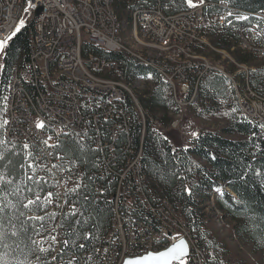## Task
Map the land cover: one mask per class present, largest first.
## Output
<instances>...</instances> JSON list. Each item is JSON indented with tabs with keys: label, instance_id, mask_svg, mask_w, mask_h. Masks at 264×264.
I'll use <instances>...</instances> for the list:
<instances>
[{
	"label": "trees",
	"instance_id": "16d2710c",
	"mask_svg": "<svg viewBox=\"0 0 264 264\" xmlns=\"http://www.w3.org/2000/svg\"><path fill=\"white\" fill-rule=\"evenodd\" d=\"M203 2L207 4L205 12L211 15L233 13L223 25L209 31L214 49L229 52L236 45L235 42L239 41L241 45L238 31L244 27L255 25L264 37V0ZM113 6L122 30L131 25L132 13L139 9L159 7L166 15L190 9L186 0H114ZM236 15H246L249 19L236 20ZM32 34V25L22 28L8 42L5 55L1 58L0 177L3 179L0 180V205H9L4 213L6 239L3 242L9 247L5 248L0 244V257L6 259L8 264H90L91 254L114 218L115 183L95 175L100 152L93 147L95 132L89 116L85 117L86 129L69 133L67 139L60 141L54 151V156L60 158L62 170L76 183L72 189L79 185L76 191L70 190L67 193L66 202L70 205V210L60 217L48 212V203L43 207L34 205L31 209L23 208L27 199H35L36 193L45 197L53 189L52 184L38 178L39 167L31 152L29 157V151L24 147L12 146L3 141L6 86L13 66H22L28 62ZM256 41L261 46L264 45L258 36ZM205 47L208 46H199L202 49ZM199 50L201 49L195 48L190 52L201 55ZM81 55L83 58L93 56L116 63L121 76L120 80L113 79L125 85L131 86L132 81L149 77L151 80L147 84L151 86L150 90L136 92V96L146 114L160 121L163 127L173 120V115L180 112L178 106L177 110L174 108L178 101L175 88L164 83L149 66L125 53L104 52L86 41L82 43ZM196 62L198 61L192 63ZM237 62L247 65L251 61L246 55L238 58ZM225 73V76L215 73L193 79L196 85L201 79L204 80L198 86L200 112L196 110L197 105H190L187 110L191 125L199 131L188 145L174 144L170 136L161 133L160 128L152 130L150 126H141L132 96L119 87V90L128 93L133 102L128 98L122 107L127 119H130L129 136L132 146L129 150L132 154H129L130 151L123 152L128 143L127 136L124 132L119 134L117 141L113 143L114 156L117 158L113 171H118L127 156L136 158L137 152L142 148L140 163L143 187L145 177L147 179L146 194L151 195L153 203L157 204L156 201L165 199L162 202H169L171 207L178 210L185 227L187 225L189 228L188 236L196 240L199 247L201 245L208 251L210 264H264V127L249 120L238 109L234 91L229 89L227 81L228 79L232 84L228 78L230 74L227 71ZM230 76L233 78V75ZM249 83L255 92L264 95V70L258 68L250 72ZM23 87L32 100L39 95L34 84H23ZM136 96L134 98L137 101ZM101 101H109V93ZM111 125L110 122L100 121V134L106 142H110ZM104 154L107 158L110 157L107 148ZM114 162L115 160L112 164ZM30 163L33 168L28 167ZM78 169L82 172L80 178L76 177ZM29 175L33 176V180L27 179ZM36 180L42 182L36 183ZM29 188L32 189L31 192L28 191ZM216 189L221 190L220 197L217 196L220 191ZM212 194L217 196L214 198L216 209L232 223L233 233L253 261L240 253L237 247L218 239L212 217L207 212ZM73 207L78 210L76 216L70 215ZM21 212L24 213L23 216L20 215ZM31 216H43L44 220L28 219ZM56 226L61 228L64 236L58 252L52 254L51 249L40 252L39 247L44 246L47 241L43 240L39 245L32 244V241L44 239L47 231L55 230ZM24 228L28 231H23ZM12 231H16L17 236H12ZM36 231L40 234L36 235ZM81 244L86 247L80 248Z\"/></svg>",
	"mask_w": 264,
	"mask_h": 264
},
{
	"label": "built area",
	"instance_id": "2783aa9c",
	"mask_svg": "<svg viewBox=\"0 0 264 264\" xmlns=\"http://www.w3.org/2000/svg\"><path fill=\"white\" fill-rule=\"evenodd\" d=\"M206 6L204 4L173 15H166L159 7L139 9V16L142 17L148 36L163 42H173L180 47V54L155 64H160V69L173 79V87L181 104V115L188 106L184 103V88L189 87V82L191 84L195 77L222 73L215 66L203 63L185 64L183 60L185 51L199 46L210 47L207 43L209 31L223 25L230 17L227 14L211 15L205 12ZM26 7L28 0H7V3H0V39L14 30L20 19L25 21V26L32 25L33 54L24 68L25 71L33 69V77L30 78L37 83L39 108L48 111L53 120L62 121L63 125H72L76 133L86 129L85 117L89 116L95 132L93 147L100 152L95 175L115 183L113 210H116V222L111 231L102 234L91 254L90 264H124L127 259L163 250L168 245L158 243L159 234L175 232V242L189 228L187 225L186 228H178V224L170 220L169 225H162V218H168V206H162V200L156 201L157 204L153 203L146 194L142 165L138 157L131 159L127 156L118 171H113L117 162L113 143L117 141L119 134L124 132L127 136L128 143L123 152L130 151L127 149L131 144L130 119H127L122 107L131 97L119 90V86H110L109 78L102 75L103 71H111L120 80L121 72L116 63L93 56L83 58L81 55L84 41L99 49L118 48V53H123L117 43L118 27H112L107 19L108 7H105L104 0H32V7L27 12ZM238 36L242 38L244 49L264 54V45L261 46L256 41L258 36L264 43V37L257 26L240 29ZM187 70H194V77H187ZM15 71L16 65L12 68L4 95L3 119L8 123L4 124L3 141L12 146L29 145L27 150L33 154L39 167L38 178L52 184L53 189L49 192L53 195L48 203V212L60 217L70 210L66 195L74 186L68 173L62 170L60 158L54 156V151L57 144L67 138L62 136V140H55L52 134L28 124L23 115L20 89L15 85ZM144 80L149 82L151 79ZM94 93H109V101L94 100ZM239 110L258 125L264 122L262 104L241 102ZM141 117V126H147L148 123L152 130L160 128L152 119ZM100 121L112 124L110 142L104 141L100 134ZM45 140L54 147L46 145ZM105 148L110 154L108 158L104 154ZM81 176L82 172L78 169L76 177ZM55 241L58 252L60 244L64 242L62 230L58 226L55 228ZM202 250H193V256H187L185 264H209L206 261L207 253Z\"/></svg>",
	"mask_w": 264,
	"mask_h": 264
},
{
	"label": "rangeland",
	"instance_id": "374dc122",
	"mask_svg": "<svg viewBox=\"0 0 264 264\" xmlns=\"http://www.w3.org/2000/svg\"><path fill=\"white\" fill-rule=\"evenodd\" d=\"M193 3L196 6L190 7L188 5L190 7V9L196 8L198 6H203L205 4L204 2L201 3L200 0H193ZM228 13H225V14L228 15ZM120 34H121V39L123 41L122 42L123 47L131 50L136 56L146 58L150 61H152L151 59L154 58L155 60H159L161 62V61H164L166 59H171L172 57H175L176 54H180V47H177V44L168 43V42H160L159 40L155 41V40H151L150 38H142L140 35L134 34V31H133V28L131 27V25L128 26L127 28H124ZM209 37L210 36L208 35L207 43L210 47L209 48L205 47V49L198 48V49H201V50H199L200 54H201L200 57L205 58V60H201V61L203 62V64H208L209 66H215L216 68H218L224 72L229 71L231 73V75H233V79L235 81L236 89L233 86V84H230L229 82H228V84H229V89H232L234 91L237 107H238V97H240L241 99H247V102L249 103L252 101L251 93H253L256 96L258 95L257 97H261L262 99H264V95H261V94L255 92L250 87V83H249L250 72H254L255 69H258V68L264 70V54L263 53L262 54L251 53L252 51L244 49L242 47V45H240L239 41L235 42L236 45L234 46V48H231L229 50V52L226 50H221V49H216V48L214 49ZM213 49L215 51H213ZM246 55H248V58L251 61L249 64L246 65V64H241V63L237 62L238 58L246 56ZM1 58H2V56H0V65H1ZM1 68L2 67H0V71H1ZM102 75L104 77L107 76L106 78H109V80H113V78L116 77L111 71H103ZM195 78H197V77H195ZM146 79H150V78L146 77ZM202 80H204V79H201L197 85L195 84V81L191 82V84L189 82V87H187V93L184 94V98H186L184 103L186 106L188 105L187 108L185 107L186 112L181 115V104H178L179 108H180V112H178L175 116L173 115V120L170 123L168 122L164 127H163V124L160 123V121L155 120L154 118H152V117L148 116V114H146V112L140 107V103H139L138 98L136 96L137 95L136 92H145V91L150 90L151 86L147 84L148 83L147 80H144V79L134 80L130 83L131 86L125 85V84H121V85H122V88L124 90L126 87L130 90V93H131L130 95L136 96L137 104H135L133 102L132 103L135 106V110L137 112V115L139 116V120L141 122V125H142V121H141L142 117L141 116H144L145 119L148 118V120L152 119L155 125L160 126L161 133L167 134L168 136H170V139L174 144L188 145L198 135L199 131L191 125V121L187 117V110H188V107L190 105H197L196 110H201V105L199 104V106H198V102H199V100H198V95H199V89L198 88L199 87L198 86ZM193 89L197 90L195 96L194 95L192 96ZM241 93H243V94H241ZM173 101H174V99H173ZM255 101L257 104H263L264 105V103H262L261 102L262 100H260V99H256ZM174 108L177 110V105ZM147 126H148V123H147ZM194 132L197 134L196 136L192 135V133H194ZM143 138H144V136H143ZM131 146H132L131 144H129V146H127L128 151H129ZM141 155H142V148L137 152V157L139 158V161L141 160ZM142 176H143V174H142ZM75 185H76V183H73V186H75ZM144 186L147 188L146 177L144 179ZM216 197L217 196L214 194H212V196L210 197V202L208 203L207 212L212 217L213 228L217 234L218 239L222 242H225L226 244H229L232 247H237L238 251L240 253L245 254L247 257H249L253 261L251 255L248 253L247 249L243 246V244H241L239 242L236 234L233 233L232 223L229 220H227L220 211H218L216 209V207L214 205V200H215L214 198H216ZM218 197H220V196H218ZM150 198H152L151 195H150ZM161 200H165V199H161ZM174 210H175L176 214L179 216L178 210H176V209H174ZM53 237H55V230L49 229L47 231L46 237H44V239L40 238L38 240V241H40V243L43 242V240L47 241L44 246H42V245L41 246L46 248V249L53 250L52 254H54V252H56V250H57V246H56L57 243L55 240L52 239ZM200 247L204 251H206V253H207L206 261H208L210 264L208 251L205 248H203L201 245H200ZM231 260H234V259L231 258ZM231 263H232V261H231Z\"/></svg>",
	"mask_w": 264,
	"mask_h": 264
},
{
	"label": "bare ground",
	"instance_id": "6f19581e",
	"mask_svg": "<svg viewBox=\"0 0 264 264\" xmlns=\"http://www.w3.org/2000/svg\"><path fill=\"white\" fill-rule=\"evenodd\" d=\"M0 3H7V0H0ZM113 4H114V0H104L105 7H108V10H107L108 21H110V23H112V27H118L117 28V43H118V45L121 46L123 53L127 54L128 57H130V58H134V59L138 60L139 63L146 65V66H149V68H152L153 70H155L157 72V74L159 75V77L161 78V80L164 83H167V84H170L171 86H173V79L169 78V75L166 74L164 71H162V69H160V64H155V62H160L159 60H155L154 58H152L151 59L152 61H150L146 58L136 56L131 50L122 46L123 41L121 39V34H120L122 31V26H121V23L118 19L117 14L114 10ZM131 27L133 28L135 35H140L142 38H150L151 40H155V41L159 40V39L154 38L153 36H148L147 32L145 31V24H143L142 17L139 16V10L134 11L132 13ZM159 41L163 42L162 40H159ZM168 43H173V42H168ZM241 45H242V38H241ZM101 50H103L104 52H111V53L112 52H118V48H111V47H103V48H101ZM190 51L183 52V60L185 61V64H194V63H192L193 61H198L196 63H203L201 60H205L204 57H200V55H194L193 54L194 52L191 53ZM32 54H33V41L31 43L29 57H32ZM141 59L146 60V61H142ZM167 60L168 59H166L164 61H167ZM161 62H163V61H161ZM24 67H26V63L22 66H16L15 85L17 87H19V89H20V100L23 103V115L28 120V124L31 126H36L38 122H42L44 125L43 131L47 132L48 134H52V137L55 140H60V138H62V136L66 137L69 133L76 132V129H74L72 127V125H63L62 121L53 120L52 115H50L48 111H45V109L39 108V95L36 97L34 96L35 97L34 100L31 99L32 97H30L28 95V93L24 90L25 86L23 87V84L29 83V84H34L35 86H37V83L35 80L30 78V77H33V69H26V71H25ZM220 71H222V70H220ZM220 74L225 76L226 73L224 71H222V73H220ZM190 76H194V70H187V77H190ZM229 76H228V78L231 80L233 86L235 87L234 79L232 77H229ZM198 78H201V77H198ZM116 81L114 79L109 80V85L110 86H119L120 88H122V85H121L122 83L116 82ZM184 89H185L184 90V94H185V93H187V88H184ZM235 89H236V87H235ZM125 90L129 94H131L130 90L127 87L125 88ZM196 91H197L196 89L193 90L192 96L193 95L195 96ZM107 94L108 93H94V100H100L101 101L102 98L104 96H106ZM241 94H243V93H241ZM131 96H132L134 102L137 104V101L135 100L134 96L133 95H131ZM251 96H252L251 102H254L256 99H260V100H262L261 102L264 103V99H262L261 97H257L256 95H254L252 93H251ZM176 99H178L177 93H176ZM241 102L242 103H248L247 99H241L240 97H238V108H241ZM178 104H179V101H177V106L179 108ZM171 110H172V108H171ZM197 112H200V110H197ZM241 113L246 116L245 113H243V112H241ZM247 118L249 120H251V118H249V117H247ZM262 125H264V122L259 123V126H262ZM143 134H144V131H143ZM162 206H168V218H162V225H169V220H170V221H173L174 223H177L178 228H186L184 225L183 218L176 214L175 210L169 205L168 202L163 201ZM115 222H116V210H114V218H113L111 225L107 231H111L112 228H114ZM168 234L169 235L166 238V243H162V245H170V242H173V240H175V232H168ZM164 239H165L164 234H159V241L164 240ZM182 239H184L186 241V244H192V246H187V248H188V255L187 256H193V250H201L202 249L198 246V243L196 240H194L188 236L187 230H184V232H182ZM113 264H122V262H115Z\"/></svg>",
	"mask_w": 264,
	"mask_h": 264
},
{
	"label": "snow or ice",
	"instance_id": "6c2138e0",
	"mask_svg": "<svg viewBox=\"0 0 264 264\" xmlns=\"http://www.w3.org/2000/svg\"><path fill=\"white\" fill-rule=\"evenodd\" d=\"M201 3H203V0H200ZM221 2H225V0H221ZM186 3L190 6V7H195L196 5L193 3V0H186ZM32 7V0H28V7L25 8V12H27L29 10V8ZM228 16H233L232 12L228 13ZM236 20H240V21H246L249 19L248 16L246 15H236L235 16ZM230 22V21H229ZM25 26V21L23 19H20L18 21V23L15 25L14 30H12L7 36H5L4 38L0 39V56L5 55V49L6 46L8 45V42L11 41L13 39V37H15L17 35V33H19L21 31L22 28H24ZM0 67H3V65H0ZM4 124H7L8 122L5 120L3 122ZM36 127L38 129H43L44 125L42 122H38ZM261 127H264V125H262ZM193 136H196L197 134L194 132L192 133ZM48 139H51V137H49ZM44 143L46 145H48V140H45ZM49 147H54L53 145H48ZM25 149L29 148V145L25 144L24 145ZM29 157L31 156V153H28ZM29 168H33L34 166L30 163L28 164ZM3 178L0 177V180H2ZM28 180H33V176L29 175L27 176ZM36 183H41L42 180H36ZM79 188V185L76 186V188L72 189L71 191H76ZM29 192L32 191L31 188L28 189ZM190 192V190H188ZM216 191H220V189H216ZM52 193L48 192L47 196L45 197H41V195L39 193L35 194V199H27V202L23 204V208L25 209H31L32 206L34 205H38V206H46L47 203L51 202V197H52ZM41 201H43V203H41ZM9 205H0V244L3 245V247L7 248L9 247V245L7 243H3L4 240L6 239V233L4 231V228L6 227V225L4 224V213H5V208H7ZM78 210L73 207V209L70 212L71 216H76L77 215ZM21 216L24 215L23 212L20 213ZM54 218V217H53ZM28 219L30 220H39V221H43L44 217L43 216H31L28 217ZM10 223V221H9ZM14 227V225H13ZM23 231L27 232L28 229L24 228ZM17 232L16 231H12L11 235L12 236H17ZM39 231H36V235H39ZM169 234L165 233V239L158 241V243H166V238L168 237ZM88 237L86 236L85 239H87ZM53 240H55V237L52 238ZM32 244L34 245H39L40 241H36L33 240ZM65 244H67V241H65ZM17 247H19V245H17ZM80 248H84L86 247V245L81 244L79 245ZM49 249H46L44 247H39V251L40 252H47ZM6 255V254H5ZM188 255V248H187V244L186 241L182 238L177 239L175 242H173L172 244L166 246L163 248V250H157L154 252H148L147 255L140 257V258H135V259H127L124 264H185V260L187 258ZM0 261H3V264H8V261L6 259H4L3 257H0ZM71 264V262H70Z\"/></svg>",
	"mask_w": 264,
	"mask_h": 264
},
{
	"label": "crops",
	"instance_id": "0c3cea01",
	"mask_svg": "<svg viewBox=\"0 0 264 264\" xmlns=\"http://www.w3.org/2000/svg\"><path fill=\"white\" fill-rule=\"evenodd\" d=\"M228 74H230L231 75V73L228 71ZM225 78V77H224ZM227 79V78H226ZM228 80V79H227ZM228 82L230 83V81L228 80Z\"/></svg>",
	"mask_w": 264,
	"mask_h": 264
},
{
	"label": "water",
	"instance_id": "95a60500",
	"mask_svg": "<svg viewBox=\"0 0 264 264\" xmlns=\"http://www.w3.org/2000/svg\"><path fill=\"white\" fill-rule=\"evenodd\" d=\"M39 11L36 13V15H38Z\"/></svg>",
	"mask_w": 264,
	"mask_h": 264
}]
</instances>
